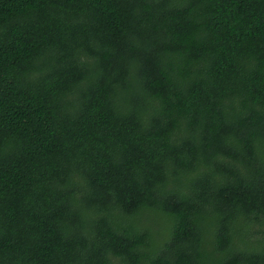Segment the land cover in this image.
I'll return each instance as SVG.
<instances>
[{"label": "trees", "instance_id": "trees-1", "mask_svg": "<svg viewBox=\"0 0 264 264\" xmlns=\"http://www.w3.org/2000/svg\"><path fill=\"white\" fill-rule=\"evenodd\" d=\"M0 264H264V0H0Z\"/></svg>", "mask_w": 264, "mask_h": 264}]
</instances>
